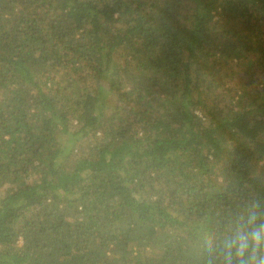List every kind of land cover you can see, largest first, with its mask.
Here are the masks:
<instances>
[{"label": "trees", "instance_id": "1", "mask_svg": "<svg viewBox=\"0 0 264 264\" xmlns=\"http://www.w3.org/2000/svg\"><path fill=\"white\" fill-rule=\"evenodd\" d=\"M264 208V0H0V264H206Z\"/></svg>", "mask_w": 264, "mask_h": 264}, {"label": "clouds", "instance_id": "2", "mask_svg": "<svg viewBox=\"0 0 264 264\" xmlns=\"http://www.w3.org/2000/svg\"><path fill=\"white\" fill-rule=\"evenodd\" d=\"M206 264H264V208L242 206L227 227L201 236Z\"/></svg>", "mask_w": 264, "mask_h": 264}]
</instances>
